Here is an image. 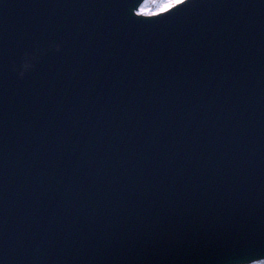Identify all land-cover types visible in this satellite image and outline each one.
Instances as JSON below:
<instances>
[{"label":"water","instance_id":"water-1","mask_svg":"<svg viewBox=\"0 0 264 264\" xmlns=\"http://www.w3.org/2000/svg\"><path fill=\"white\" fill-rule=\"evenodd\" d=\"M143 1L0 2L3 264L264 259V0Z\"/></svg>","mask_w":264,"mask_h":264},{"label":"snow or ice","instance_id":"snow-or-ice-1","mask_svg":"<svg viewBox=\"0 0 264 264\" xmlns=\"http://www.w3.org/2000/svg\"><path fill=\"white\" fill-rule=\"evenodd\" d=\"M2 2V0H0ZM147 0H144V3L140 4L138 8H136L137 14H149L156 15L159 13H167L169 10L175 9L178 5H183L185 0H164L163 6L159 9H151L146 6ZM59 45V47H58ZM61 47L59 40L56 37H52L48 40L46 44L38 45L35 48H28L23 52L22 61H30L32 67L35 62L46 53L56 50L58 51ZM244 260H241V264H243ZM0 264H3V261L0 260ZM251 264H255V260L251 261Z\"/></svg>","mask_w":264,"mask_h":264},{"label":"clouds","instance_id":"clouds-1","mask_svg":"<svg viewBox=\"0 0 264 264\" xmlns=\"http://www.w3.org/2000/svg\"><path fill=\"white\" fill-rule=\"evenodd\" d=\"M164 0H147L146 6L151 8V9H159L160 7L163 6ZM59 47V45H58ZM26 68H31V62L30 61H24ZM20 74L23 75L24 72L20 71ZM232 264H241V261H232Z\"/></svg>","mask_w":264,"mask_h":264},{"label":"rangeland","instance_id":"rangeland-1","mask_svg":"<svg viewBox=\"0 0 264 264\" xmlns=\"http://www.w3.org/2000/svg\"><path fill=\"white\" fill-rule=\"evenodd\" d=\"M143 3H144V1H143ZM247 264H251V262L247 263ZM255 264H264V260L263 259L262 260H257V261H255Z\"/></svg>","mask_w":264,"mask_h":264}]
</instances>
